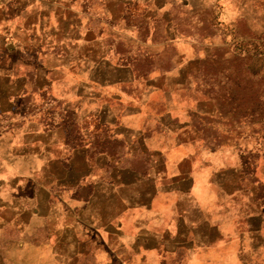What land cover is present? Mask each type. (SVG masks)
<instances>
[{"label":"crops","instance_id":"0c3cea01","mask_svg":"<svg viewBox=\"0 0 264 264\" xmlns=\"http://www.w3.org/2000/svg\"><path fill=\"white\" fill-rule=\"evenodd\" d=\"M136 2L0 0V264H264L238 137L203 134L188 72L136 67Z\"/></svg>","mask_w":264,"mask_h":264},{"label":"rangeland","instance_id":"374dc122","mask_svg":"<svg viewBox=\"0 0 264 264\" xmlns=\"http://www.w3.org/2000/svg\"><path fill=\"white\" fill-rule=\"evenodd\" d=\"M226 2L236 9L231 23L222 22L218 13ZM126 10L127 22L138 26V34L145 38L152 33L158 41L152 58L142 49L136 67L166 71L179 66L178 71L188 72L211 113L203 120V134L212 143L213 137L231 131L237 135L223 149L237 155L264 195L258 185L264 168V0H157L152 5L128 3ZM168 24L175 29L168 31ZM127 49L134 51L133 46Z\"/></svg>","mask_w":264,"mask_h":264}]
</instances>
